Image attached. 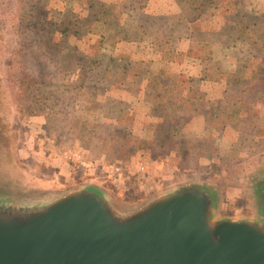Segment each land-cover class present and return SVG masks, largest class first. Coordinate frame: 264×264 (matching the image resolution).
<instances>
[{"label":"rangeland","instance_id":"1","mask_svg":"<svg viewBox=\"0 0 264 264\" xmlns=\"http://www.w3.org/2000/svg\"><path fill=\"white\" fill-rule=\"evenodd\" d=\"M79 1L0 0V182L25 178L27 181L71 186L83 180H93L108 187L116 203L121 205L161 187L200 181L216 187L221 215L255 221V187L264 177V135L254 136L248 127L232 119L224 120L223 127L214 129L202 117H197L172 134H165L162 128L144 126L152 91L142 78L156 73L150 68L152 53L159 52L160 46L183 52L178 56L172 55L175 60L171 63L160 57L162 63H168L160 70L174 73L193 74L199 59L195 55L196 48L183 38L172 36L167 39L164 31H154L155 27L143 34L142 27L154 20L150 21L148 14L142 17L139 14L165 12L168 14L165 16H184V20L196 16L204 30L228 25L229 16L218 8L208 9L209 0H150L144 11L124 7L119 25L115 26L110 5L123 0H99L91 9L96 20L85 37L81 41H76L71 35L67 37L68 44L77 48L64 77L65 85L77 80L78 70L88 58L89 45L102 36L109 39L99 45L96 57L99 61L113 63L127 54L146 61L130 88L114 94L131 105L139 136L150 145L160 142L163 145L154 146L141 157H129L120 165L129 173V178L123 177L111 183L106 167L114 163L106 160L101 148L97 147L107 131L104 110L93 109L85 98L74 99L68 107L64 106L66 102L58 101L55 108L63 109L67 116L61 127L57 116L63 113L34 114L29 101L33 89L30 80L44 79L49 73L57 78L55 45L58 41L62 43L60 39L63 36L56 26L64 20L68 10L83 16ZM239 1L245 23L253 29L264 30V0ZM145 21L142 25L141 22ZM53 38L58 41L50 42ZM211 39L214 40L209 47L211 56L221 63L227 77L234 74L241 63L252 61L258 68L264 64V47L258 53L257 42L252 35L222 30ZM216 56H221L222 60ZM154 66H161V63L156 62ZM205 83L211 82H201L205 93L204 108L210 109L221 103L217 100L221 91L206 88ZM234 94L255 104L245 111L247 120L264 124V95L259 92L251 94L245 86ZM70 115L73 119L69 118ZM81 122L94 125V128L79 134ZM117 131L120 132L119 129ZM74 154L85 163L76 161ZM59 159L64 163V177L54 174ZM140 166H144V170L141 171ZM124 182L127 183L125 187L122 186Z\"/></svg>","mask_w":264,"mask_h":264},{"label":"water","instance_id":"2","mask_svg":"<svg viewBox=\"0 0 264 264\" xmlns=\"http://www.w3.org/2000/svg\"><path fill=\"white\" fill-rule=\"evenodd\" d=\"M13 181L0 182V264H264V177L255 221L221 215L200 181L121 205L93 180Z\"/></svg>","mask_w":264,"mask_h":264},{"label":"trees","instance_id":"3","mask_svg":"<svg viewBox=\"0 0 264 264\" xmlns=\"http://www.w3.org/2000/svg\"><path fill=\"white\" fill-rule=\"evenodd\" d=\"M98 1L80 0L78 5L81 12H84L83 16L68 10V16L66 13L64 20L56 26L58 33L63 36L60 39L62 43L54 38L50 40L52 43L58 41L57 46L55 45L58 53L57 78L53 73H49L44 79L30 80L33 89L30 92L29 101L34 114L49 115L51 111H56V114L63 113L60 117L57 116L61 127L64 126L67 116L63 109L55 108L58 106V101L66 102L64 106L68 107L74 99L85 98L93 109H103L107 131L103 133V139L97 143V147L101 148L106 160L120 166L129 157H141L154 146L163 144L160 142L150 145L148 141L139 136L137 126L134 124V111L131 105L114 94L116 91L130 88L133 79L139 76L140 68L146 61L131 54L113 63L99 61L96 58L99 45L109 38L102 36L89 45L88 58L84 66L78 70L77 80L70 85L64 84L66 71L71 67L74 51L77 48L76 45L68 44L67 37L71 35L76 41H81L85 37L90 25L96 20L91 9L99 3ZM149 1L123 0L119 4L111 3L112 22L118 26L126 7L144 11ZM206 7L208 9L218 8L229 16L230 23L217 29L204 30L196 16L190 20H184V16H157L149 19L154 20L152 24L148 23L142 27L143 34L149 33L147 31L155 27L154 31H164L167 39L172 36L183 38L190 43L192 48H196L195 55L199 59L193 74L160 70L153 76H143L142 81L152 91L144 126L162 128L165 134H172L178 127L189 124L197 117H202L205 123L214 129L223 127L224 120L232 119L248 127L247 129L251 130L254 136L263 137L264 124L249 122L245 117L247 108L255 107V104L250 99L247 102L243 101L234 92L245 86L246 91L250 90L251 94L259 92L264 95V64L258 68L252 64V61L241 63L236 72L227 77L221 63L212 58L209 47L214 41L211 38L225 30L233 34L252 35L257 42L258 53H260L264 47V30L253 29L245 23L239 0H209ZM158 53L160 57L166 58L171 63L175 60V56L171 57L172 55L177 54L178 56L183 52H174L167 47L160 46ZM202 81L223 82L225 85L224 91L218 97L221 103L210 109L204 108L205 93L201 89ZM69 118L71 119L72 116L70 115ZM93 128L94 125L81 122L78 133L84 134Z\"/></svg>","mask_w":264,"mask_h":264},{"label":"crops","instance_id":"4","mask_svg":"<svg viewBox=\"0 0 264 264\" xmlns=\"http://www.w3.org/2000/svg\"><path fill=\"white\" fill-rule=\"evenodd\" d=\"M145 14L147 15L148 14V16H149V18H151V17H157V16H165V15H168V14H165V12H152V11H150V12H148V11H146V12H144V13H140L139 15L142 17V16H145ZM147 21H148V19H146ZM146 23V21L145 22H141V24L142 25H144ZM136 24V23H135ZM135 24H132V25H135ZM140 24V25H141ZM151 48V47H150ZM153 49H154V47H153ZM152 55H153V57L151 58L152 59V62H151V65H150V68L152 69V70H155L156 71V73H157V71H159L160 69H161V67H165V63H167V61L165 62V61H163V63L161 62L162 61V59L160 58V56H159V53L158 52H156V51H154V53H152ZM216 59H220V60H222V57L221 56H216ZM156 62H160L161 63V66H154V64L156 63ZM168 64V63H167ZM159 68V69H158ZM151 71V70H150ZM185 71V70H184ZM154 74H155V72H154ZM208 83H205L204 85L206 86V88L207 87H212V89H218V90H220L221 92H220V94L224 91V88H225V85H224V83L223 82H211L210 84H208ZM218 97H219V95H217V100H218ZM59 158V157H58ZM58 163H60V164H58ZM53 164V163H52ZM64 164V163H63ZM62 161H61V159H59V162H57V167H55L54 169V174H55V176H57V177H61L63 174H64V172H65V169L62 167ZM61 166V167H60ZM63 168V169H62ZM62 177H64V176H62Z\"/></svg>","mask_w":264,"mask_h":264},{"label":"built area","instance_id":"5","mask_svg":"<svg viewBox=\"0 0 264 264\" xmlns=\"http://www.w3.org/2000/svg\"><path fill=\"white\" fill-rule=\"evenodd\" d=\"M76 161H78L80 163V158L79 155L74 154ZM82 164H84L85 162L81 161ZM139 169L142 171L144 170V166H140ZM106 171L109 172L108 177L110 178V182L113 183V181H116L120 178L123 177H127L129 178V173L125 171V168L122 166H118L115 164H109L106 167ZM137 180L140 182L139 177H137ZM141 183V182H140ZM125 185L127 186V183L124 182V184L122 185L123 187H125Z\"/></svg>","mask_w":264,"mask_h":264}]
</instances>
